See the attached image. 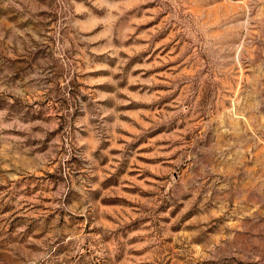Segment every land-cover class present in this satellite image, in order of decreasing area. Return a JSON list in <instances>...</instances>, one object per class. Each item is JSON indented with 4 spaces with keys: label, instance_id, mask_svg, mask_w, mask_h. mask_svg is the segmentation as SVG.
<instances>
[{
    "label": "rangeland",
    "instance_id": "1",
    "mask_svg": "<svg viewBox=\"0 0 264 264\" xmlns=\"http://www.w3.org/2000/svg\"><path fill=\"white\" fill-rule=\"evenodd\" d=\"M0 264H264V0H0Z\"/></svg>",
    "mask_w": 264,
    "mask_h": 264
}]
</instances>
